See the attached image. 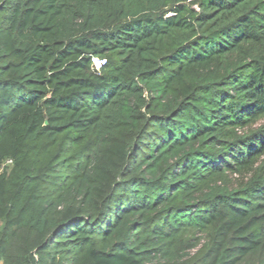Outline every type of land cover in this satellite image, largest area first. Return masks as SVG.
Returning a JSON list of instances; mask_svg holds the SVG:
<instances>
[{
  "label": "trees",
  "instance_id": "trees-1",
  "mask_svg": "<svg viewBox=\"0 0 264 264\" xmlns=\"http://www.w3.org/2000/svg\"><path fill=\"white\" fill-rule=\"evenodd\" d=\"M0 264H264V0H0Z\"/></svg>",
  "mask_w": 264,
  "mask_h": 264
},
{
  "label": "built area",
  "instance_id": "built-area-1",
  "mask_svg": "<svg viewBox=\"0 0 264 264\" xmlns=\"http://www.w3.org/2000/svg\"><path fill=\"white\" fill-rule=\"evenodd\" d=\"M91 62L93 64V68L96 70L98 67H101L105 64L104 59H99V58H92Z\"/></svg>",
  "mask_w": 264,
  "mask_h": 264
}]
</instances>
